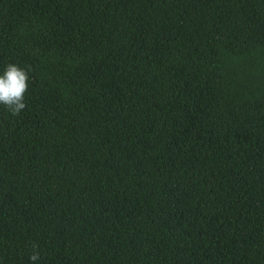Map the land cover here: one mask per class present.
<instances>
[{"label": "trees", "instance_id": "1", "mask_svg": "<svg viewBox=\"0 0 264 264\" xmlns=\"http://www.w3.org/2000/svg\"><path fill=\"white\" fill-rule=\"evenodd\" d=\"M8 63L0 264H264V0H0Z\"/></svg>", "mask_w": 264, "mask_h": 264}, {"label": "clouds", "instance_id": "2", "mask_svg": "<svg viewBox=\"0 0 264 264\" xmlns=\"http://www.w3.org/2000/svg\"><path fill=\"white\" fill-rule=\"evenodd\" d=\"M28 80V71L15 63H8L0 74V104L13 116L18 115L26 107L24 94L28 89ZM40 258V250L37 244L33 243L29 259L36 262Z\"/></svg>", "mask_w": 264, "mask_h": 264}]
</instances>
